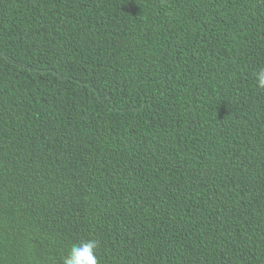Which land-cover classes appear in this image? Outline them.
I'll return each instance as SVG.
<instances>
[{"label": "trees", "instance_id": "1", "mask_svg": "<svg viewBox=\"0 0 264 264\" xmlns=\"http://www.w3.org/2000/svg\"><path fill=\"white\" fill-rule=\"evenodd\" d=\"M264 0H0V264H264Z\"/></svg>", "mask_w": 264, "mask_h": 264}, {"label": "clouds", "instance_id": "2", "mask_svg": "<svg viewBox=\"0 0 264 264\" xmlns=\"http://www.w3.org/2000/svg\"><path fill=\"white\" fill-rule=\"evenodd\" d=\"M256 84L264 89V67H260L255 73ZM99 241L87 239L73 244L63 257L62 264H99L96 250Z\"/></svg>", "mask_w": 264, "mask_h": 264}]
</instances>
